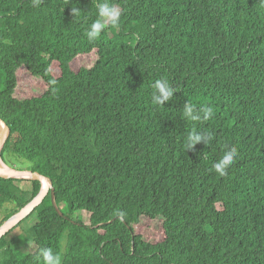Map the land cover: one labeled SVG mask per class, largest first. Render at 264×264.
I'll use <instances>...</instances> for the list:
<instances>
[{
  "label": "trees",
  "instance_id": "obj_1",
  "mask_svg": "<svg viewBox=\"0 0 264 264\" xmlns=\"http://www.w3.org/2000/svg\"><path fill=\"white\" fill-rule=\"evenodd\" d=\"M97 2L0 0L2 158L51 178L64 214L49 194L0 240V264H43L41 248L61 264H264V5L116 0L119 27L90 42ZM22 70L47 90L20 99ZM161 77L176 93L158 107ZM187 101L212 119H185ZM193 129L212 140L187 151ZM231 146L239 155L220 177L212 165ZM41 188L0 177V226ZM144 218L163 220L161 241L137 233Z\"/></svg>",
  "mask_w": 264,
  "mask_h": 264
},
{
  "label": "clouds",
  "instance_id": "obj_2",
  "mask_svg": "<svg viewBox=\"0 0 264 264\" xmlns=\"http://www.w3.org/2000/svg\"><path fill=\"white\" fill-rule=\"evenodd\" d=\"M264 5V0H260ZM40 0H33V6H38ZM97 10V18L90 24L86 30L87 39L91 41L98 40L103 32L109 28H118L122 12L116 0H103V2H97L95 4ZM73 16L81 14V10L78 8H72ZM152 93L151 100L156 106H165L169 103L176 93V89L171 86L170 82L166 78H158L151 85ZM183 116L187 120L191 121H208L213 117V108L210 106H201L197 110L193 104L187 101L183 106ZM212 140V135L209 132H201L197 129H193L188 132L185 137L184 147L187 151L194 150L195 146L201 142L208 145ZM239 152L237 147L231 146L226 148L222 155L212 165L213 170L220 177L228 175V169L234 164ZM118 215L123 218L124 213L119 212ZM37 258H42L43 264H61V256L58 253H54L49 248H41L37 254Z\"/></svg>",
  "mask_w": 264,
  "mask_h": 264
},
{
  "label": "water",
  "instance_id": "obj_3",
  "mask_svg": "<svg viewBox=\"0 0 264 264\" xmlns=\"http://www.w3.org/2000/svg\"><path fill=\"white\" fill-rule=\"evenodd\" d=\"M10 136V128L5 121L0 117V177L3 179H29L39 181L42 185L40 193L16 214L9 218L0 226V240L5 237L9 232L15 229L22 221L35 212V210L43 203L46 197L51 194L54 206L61 216L64 214L59 209L55 202V192L53 181L51 178L31 170H19L14 167H8L2 158L3 148Z\"/></svg>",
  "mask_w": 264,
  "mask_h": 264
},
{
  "label": "rangeland",
  "instance_id": "obj_4",
  "mask_svg": "<svg viewBox=\"0 0 264 264\" xmlns=\"http://www.w3.org/2000/svg\"><path fill=\"white\" fill-rule=\"evenodd\" d=\"M96 60H97V56L95 54L90 56H84L75 61L74 67L76 70L84 67L90 68L95 64ZM19 77H20V84L17 89V96L20 99H25L32 96L40 95L47 90V86L42 80L33 78L27 71L22 70ZM6 166L10 167L9 165ZM15 166H16L15 168L19 170H28V168L31 167L29 163L24 161L16 163ZM30 186H31L30 182H25L22 183L21 185V187H24L26 189H29ZM64 211H67V209H65ZM36 222H37V214H34L31 219L27 220L22 224L20 229H22V231L24 230L25 232H27L24 227L32 226ZM162 222H163L162 219L150 220L144 218L141 220V223L137 225V233L143 235L147 240H150L152 242L161 241L163 238ZM28 235L29 237H31V234ZM31 250H33V245H31Z\"/></svg>",
  "mask_w": 264,
  "mask_h": 264
}]
</instances>
